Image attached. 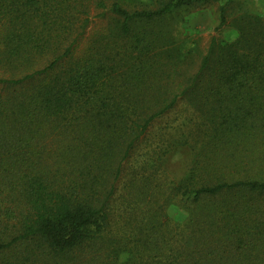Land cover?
I'll list each match as a JSON object with an SVG mask.
<instances>
[{"label": "trees", "instance_id": "obj_1", "mask_svg": "<svg viewBox=\"0 0 264 264\" xmlns=\"http://www.w3.org/2000/svg\"><path fill=\"white\" fill-rule=\"evenodd\" d=\"M218 1L0 0V264H264V16L162 28Z\"/></svg>", "mask_w": 264, "mask_h": 264}, {"label": "rangeland", "instance_id": "obj_2", "mask_svg": "<svg viewBox=\"0 0 264 264\" xmlns=\"http://www.w3.org/2000/svg\"><path fill=\"white\" fill-rule=\"evenodd\" d=\"M227 2L228 0H219L218 2L204 5L181 8L168 17L162 28L173 36L174 34L177 35L181 40L198 42L203 49H206L214 37L229 41L235 39L237 33L232 27L231 20L246 11L245 9H248L251 14L264 16V0H233L234 7L229 13V23L227 26L220 28L219 10ZM167 119L171 120L172 117L157 122L155 126L156 132L166 125ZM191 160L190 150L186 147H179L168 157L166 168L171 176L179 180L186 175L190 168ZM171 213L179 214L180 217L183 215V211L180 208L176 211L173 210Z\"/></svg>", "mask_w": 264, "mask_h": 264}]
</instances>
